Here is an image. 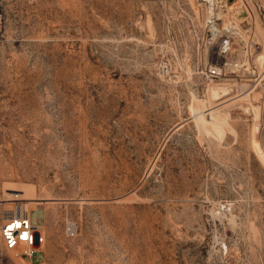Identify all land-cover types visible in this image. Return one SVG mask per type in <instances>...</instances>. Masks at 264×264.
<instances>
[{
	"label": "rangeland",
	"instance_id": "1",
	"mask_svg": "<svg viewBox=\"0 0 264 264\" xmlns=\"http://www.w3.org/2000/svg\"><path fill=\"white\" fill-rule=\"evenodd\" d=\"M216 2H4L0 198L42 242L3 264H264V0Z\"/></svg>",
	"mask_w": 264,
	"mask_h": 264
},
{
	"label": "built area",
	"instance_id": "2",
	"mask_svg": "<svg viewBox=\"0 0 264 264\" xmlns=\"http://www.w3.org/2000/svg\"><path fill=\"white\" fill-rule=\"evenodd\" d=\"M8 0H0V35L4 25V2ZM232 23H229L231 25ZM237 32L226 28L222 30L219 36L218 53L224 57L221 64L213 63L207 70V77L210 79L221 78L229 71L228 67L232 65L228 61L227 55L231 52L234 40L233 38ZM159 71L165 78L172 76L171 66L168 61L160 63ZM262 79V77H261ZM261 79L259 81H261ZM263 99H264V85H263ZM28 201L21 199L18 194H12L9 199L0 198V264H3L2 257L10 255L14 252L15 256L22 258L33 259L37 242H42L41 234L36 229L37 225L32 221V210L29 209ZM227 207V204H224ZM66 233L68 236L76 234V226L73 222L66 223ZM12 257V256H11Z\"/></svg>",
	"mask_w": 264,
	"mask_h": 264
},
{
	"label": "bare ground",
	"instance_id": "3",
	"mask_svg": "<svg viewBox=\"0 0 264 264\" xmlns=\"http://www.w3.org/2000/svg\"><path fill=\"white\" fill-rule=\"evenodd\" d=\"M207 1H209L211 4L213 3L214 5H217L216 3V0H207ZM225 1V0H224ZM211 6H213V5H211ZM218 6V5H217ZM215 8V7H214ZM228 9H229V7H228V5L227 6H225L224 4L222 5V3H221V5H219L215 10H214V13H213V16L211 15L210 17H214L215 18V20L217 19V18H219L220 16L222 17L223 15H226L227 13H228ZM228 15V14H227ZM226 17V16H225ZM224 18V17H223ZM222 18V19H223ZM221 19V20H222ZM214 20V19H213ZM232 22V21H231ZM211 23V22H210ZM233 23V22H232ZM214 26V25H213ZM225 26V25H224ZM237 26V25H236ZM220 27V26H219ZM218 27V29H220ZM229 29H232V30H234L235 29V27L234 26H227ZM213 28H215V26L213 27ZM221 28H224L223 26L221 27ZM238 29V28H237ZM237 29L236 30H234L235 32L237 31ZM214 31H215V29H214ZM220 31H221V29H220ZM11 190H13V193H9V194H14V195H16L15 193H14V191L16 190V189H11ZM20 191H22V190H20ZM230 219H232L233 220V217H231ZM37 227H38V225H37ZM36 227V229L37 230H39L38 228Z\"/></svg>",
	"mask_w": 264,
	"mask_h": 264
}]
</instances>
